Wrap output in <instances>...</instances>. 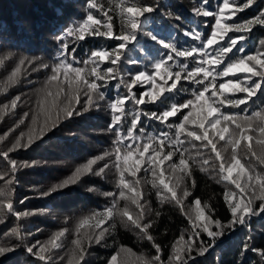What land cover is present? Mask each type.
Here are the masks:
<instances>
[{
    "label": "snow or ice",
    "instance_id": "1",
    "mask_svg": "<svg viewBox=\"0 0 264 264\" xmlns=\"http://www.w3.org/2000/svg\"><path fill=\"white\" fill-rule=\"evenodd\" d=\"M255 2L256 0H246V3L241 7L237 4V0H222L221 3L217 4L216 10L211 11L208 9V0H201L199 6L192 10L194 16L200 18L213 17L214 24L210 26L211 31L207 35L199 29V26L185 30L184 35L194 42L198 41L199 45L193 43L191 47L182 50L174 42L175 38L172 32L168 33L169 42H166L165 39L161 38L158 30L154 28L149 30L155 23V14L161 8L158 0H151V2H145V0H111V8L120 17L119 32L113 31V16L98 5L96 0H90L89 9H99L102 18L97 19L89 11L87 19L83 23L77 28L68 30L67 35H75L78 40H83L86 35H94L115 40L118 43L111 50L92 51L88 59L83 61L84 67H73L72 63L67 62L64 53V48L67 47L65 45L61 50V59L53 68L52 76L42 89L43 95L37 101L36 107L30 112H25L24 118L20 119L16 125V128L25 125L27 119L29 121L27 130L21 131L19 136L12 141L10 147L6 151L0 152V158L8 162L13 176L18 167H33L37 162L33 161L31 164L24 162L18 166L17 161L10 159V154L19 149H29L33 145L43 143L47 135L57 129L64 121L73 117H82L94 108L98 109L100 102L106 100L105 92L101 89L110 81L118 80L116 87L123 86L126 89V95H118L108 102V108L111 110V123L108 131L115 133L116 136L113 151L89 159L87 163L77 167L70 176L41 193L43 197L52 196L54 193L78 184L83 176L89 174L104 178L106 170L109 168H115L118 173L119 198L115 193H104L105 196L112 198L111 206L106 207L103 212H96L85 217L78 223L75 229L77 238L72 241L74 247L68 264H80L81 261L85 260L87 245L100 244L105 239L106 234H110L109 227L114 230L115 225L112 220L116 215H119L122 221L126 219L148 241L153 242L152 246L157 255L150 258L136 257L128 249L125 250L123 258H121L120 252L112 255L108 264H165L159 254L161 246L155 243L154 237L149 231L153 227L154 221L145 218L146 201L142 202L139 198L141 194L137 190V186L140 184V180L137 179L133 182L126 179V172L132 177H136L142 169L145 173L151 172L153 187L157 186V181L162 186L163 191L158 192V198L161 199V202L170 199L180 207L188 218L191 232L187 239H185V234H181L179 239L173 243L167 264H188L185 256L190 257L194 248L198 255H204L227 231L235 230L238 226L249 228L252 217L264 214V170L257 171V164L264 165V109L244 116H240L239 113L227 114L222 111L225 105L233 109L245 105L243 111L246 113L248 102L258 93H264V39L260 41V47L252 54L245 53L243 43L251 34L254 25L264 26V11L243 22L238 23L233 19L237 17L239 12L244 11ZM160 15L169 20L181 19V17L173 16L171 12L167 11L160 12ZM229 33L233 35H229ZM145 38L153 44L159 45L165 51L160 59L151 63V73L139 71L133 75L129 72L130 82L126 83L120 70L122 57L126 59L127 63H141L140 59L127 56L126 53L133 41L139 45L136 49L137 52L144 51L145 45L142 40ZM156 51L159 53V49ZM198 57L199 59H197ZM180 58H184L185 62L180 63ZM189 58L196 62V66L190 71L187 63ZM105 62L111 66L101 70V66ZM173 64L180 70L173 72ZM182 73H184L183 76ZM61 75L63 80H59ZM15 76L16 73H13V77ZM157 77L163 81L162 84H157ZM218 78L226 79L217 87ZM169 79L172 80L170 85H168ZM181 79L198 86L191 92L193 99L181 104L171 103L168 108L160 113L136 110L126 134L122 131L125 125V119L122 118L126 117V101H132L135 106L161 101L166 92L172 93L177 88V82ZM11 82L14 83L15 80H11ZM53 84L56 91L50 90V86ZM144 84H148L149 89L137 98L133 86ZM153 89H158V91H153ZM2 91H7V89ZM206 93H209L207 97L205 96ZM237 93L243 95L237 98ZM20 100L21 97L17 96L0 107V120L3 119L6 112L15 110ZM183 109L188 111L187 114H183L179 124L168 123L169 117H177ZM141 116L157 120L169 130L175 129L174 134L171 131L161 132L159 135L145 134L141 127L139 128V135H137L134 129L138 128ZM15 130L12 129L11 131ZM253 134L257 135L254 136ZM7 135L8 133H5V137ZM181 137L184 138L181 139ZM3 138L0 137V139ZM129 140L133 143H126ZM185 141L191 144L193 148H196L195 142L199 141L201 148L214 154L215 162H218L214 168L218 169L223 181L234 186V190H226L223 195L224 202L231 213V219L227 224L222 223L219 219H213V209L209 208L207 204L202 205L198 198L194 200L193 205H189L186 209L185 199L192 194L187 187L183 188L182 194L178 195L177 189L180 188L185 177L191 176L189 160L193 158H185V153L189 151L188 148H183ZM220 141L225 144L224 151H227L228 146L231 147V155L227 160L222 151L218 149L217 144ZM165 148L168 150L165 151ZM181 148H183L182 151ZM134 153L137 154L138 158L129 166L128 162ZM146 153L147 156H145ZM177 153L180 157L178 164L172 162V158ZM245 156L254 158L257 164L250 161L242 162ZM113 157L112 163L104 162L102 166H99V162L106 161V158L112 160ZM165 161H169L168 168L173 173H177V170L182 173V175H176L174 187L165 182L164 171L160 170V166ZM202 165L208 166L209 159H203ZM94 166L97 167L94 168ZM206 170L205 167H201V171ZM234 172H236L235 177L233 176ZM5 178L0 176V179ZM7 183L12 185L14 180H8ZM192 187H195V181L192 182ZM89 191H95V189L90 188ZM119 199H126L136 206L138 211L135 217L127 207L118 209ZM257 201H259L258 207L256 206ZM9 214L14 215L17 219L35 215V213L30 212H16L12 200L5 196L0 198V222H3V216ZM155 215L159 217L160 212L157 211ZM92 219L96 220L94 225L90 224ZM106 220L109 221V224L101 227V225H105ZM82 229L86 230L82 231ZM66 231L65 229L54 233L43 243L37 241L27 246L26 252L36 257L43 264H63L65 257H60L59 261H54L51 253L53 250L62 248L61 239L65 236ZM204 234L210 238V243L205 244L199 240ZM6 235L14 236L21 244L25 240V236L19 227ZM253 239L254 237L249 230L243 242L241 255L247 251L257 252L264 261V249L252 247L251 241ZM197 244L199 245L198 248ZM19 246V244L12 246L0 244V257L13 253Z\"/></svg>",
    "mask_w": 264,
    "mask_h": 264
},
{
    "label": "trees",
    "instance_id": "2",
    "mask_svg": "<svg viewBox=\"0 0 264 264\" xmlns=\"http://www.w3.org/2000/svg\"><path fill=\"white\" fill-rule=\"evenodd\" d=\"M145 2H151V0H145ZM158 2L161 8L155 14V23L149 30L152 28L158 30L161 38L165 39L166 42H169L168 33L172 32L175 38L174 42L182 50L191 47L193 43L199 45L198 41L194 42L184 35L185 30L199 26L205 35L210 34V26L214 24V18L196 17L192 11L199 6L201 0H158ZM221 2L222 0H208V9L216 10L217 4ZM89 3L90 0H0V107L17 96L21 97L18 107L6 112L3 119L0 120V137H4L0 139V152L6 151L11 146L12 141L19 136V133L27 130L29 123L27 119L25 125H21L19 128H16V125L20 119L24 118L25 112H30L36 107L37 101L43 95L42 89L52 76L53 68L61 59V50L65 45L67 47L64 48V53L67 62L72 63L73 67H84L83 61L88 59L92 51L111 50L118 43L115 40L94 35H86L83 40H78L75 35H67L69 29L77 28L87 19L89 11L97 19L102 18L99 9H89ZM96 3L113 16V31L119 32L121 21L118 13L111 8V0H96ZM245 3L246 0H237V4L241 7ZM163 11L171 12L173 16H179L181 19L169 20L160 15V12ZM261 11H264V0H256L252 6L239 12L237 17L233 19L238 23L243 22L259 15ZM229 35L233 34L229 33ZM262 39H264V26L254 25L251 34L243 42L245 53H254L260 47ZM142 43L145 45L144 51L137 52L136 49L139 45L133 41L126 53L127 56L140 59L141 63H127L126 59L122 57L120 70L126 83L130 82L129 72L133 75L139 71L151 73V63L160 59L165 51L146 38L142 40ZM221 43L224 42L221 41ZM156 49H159V53ZM22 61L23 63H21ZM184 62V58H180V63ZM187 63L189 71L196 66V62L191 58ZM109 66L111 65L105 62L101 66V70ZM179 70L174 64L172 65L173 72ZM13 73H16L15 77H13ZM183 75L184 73H182ZM156 79L158 85L163 83L159 77ZM224 79L226 78L217 79V87ZM11 80H15V82L12 83ZM59 80H63L62 75ZM118 82V80H112L101 89L105 92L106 100L100 102L98 109L94 108L82 117H73L64 121L57 129L47 135L43 143L33 145L29 149H19L10 154V159L17 161L18 166L24 162L31 164L33 161L37 162L35 166L18 167L13 176L8 162L0 158V176L6 177L0 179V198L6 196L7 199H11L14 208L20 213H35V215L20 219L11 214L2 217L0 244L9 246L19 244L20 246L13 253L0 257V264H43L36 257L29 255L26 252V247L37 241L43 243L54 233L65 229L67 230L65 236L61 239L62 248L53 250L51 255L54 261H59L60 257H65L63 264H68L74 247L72 241L77 238L75 229L78 223L85 217L96 212H103L106 207L111 206L112 198L105 196L104 193L112 192L119 198L118 173L115 168L106 170L104 178L90 174L85 175L78 184L61 192L54 193L49 197L41 195L43 191H47L55 183L70 176L77 167L87 163L89 159L113 151L116 136L115 133L108 131L111 123V110L108 108V102L118 95L127 94L123 86L116 87ZM171 83L172 80L169 79L168 85ZM197 87L190 81L181 79L177 82V88L172 93L166 92L161 101L139 106H135L132 101H126V117L122 118L125 119V125L122 131L126 134L127 128L131 125L134 111L160 113L168 108L171 103L181 104L193 99L191 92ZM5 88L7 91H2ZM148 89V84L133 86L137 98L141 93L147 92ZM50 90L56 91L54 84L50 86ZM153 91H158V89H153ZM261 94V96L257 95L248 102L246 113L243 111L245 105H241L237 109L225 105L222 111L227 114L239 113L240 116L251 115L254 111L264 109V93ZM208 95L209 93L205 94L206 97ZM242 95L237 93L236 97L239 98ZM187 111V109H183L177 117H169L168 123L179 124L183 114H187ZM141 127L145 134L159 135L161 132L171 131L172 134L175 132V129L169 130L159 121L145 116H141L138 128L134 129L137 135H139V128ZM12 129L16 130L11 131ZM5 133H8L7 137H5ZM183 138L181 137V139ZM126 143H133V141L129 140ZM195 143L196 148H193L187 141L183 145V148L189 150L185 153V158L192 157L193 159L189 160L191 176L185 177L184 182L177 189L178 195L182 194V189L187 187L192 194L185 199L186 209L189 205H193L194 200L198 198L202 205L207 204L209 208L213 209V219H219L222 223L227 224L231 219V213L224 202L223 195L226 190H234V186L223 181L218 169L214 168V165L218 164L215 162L214 154L201 148L199 141ZM217 146L227 160L231 155V147L228 146L227 151H224L225 144L222 141L218 142ZM167 150L165 148V151ZM147 155L146 153L145 156ZM136 158H138L137 154L134 153L128 162L129 166ZM179 158V153H177L172 158V162L178 164ZM203 159H209L208 166L202 165ZM112 161H114V157L112 160L106 158V161L99 162V166H102L104 162L112 163ZM249 161L257 164L254 158L247 156L242 160L245 163ZM168 164L169 161H165L160 166V170L164 171L165 182L174 187L176 175H182V173H179L178 170L177 173H173L168 168ZM201 167H205L207 170L201 171ZM260 170H264V165L257 164V171ZM233 176H236V172L233 173ZM125 178L133 182L137 179L140 180L137 190L141 194L139 197L141 201H146L145 218L154 221V225L149 231L154 237L155 243L161 246L159 254L167 264L173 243L179 239L181 234H185V239H187L191 232L188 218L180 207L170 199L161 202V199L158 198V192L163 191L162 186L157 181V186L153 187L151 172L145 173L142 169L136 177H132L126 172ZM8 180H14V183L8 185ZM193 181H195V187H192ZM90 188L95 189V191H89ZM168 195L170 196V194ZM258 204L259 201L256 202L257 207ZM125 207L134 217L136 216L138 211L136 206L126 199H119L118 209ZM157 211L160 212L159 217L155 215ZM95 223V219L90 220L91 225ZM112 223L115 225L114 230L109 227L110 234H106L105 239L100 244L87 245L85 260L81 261L80 264H108L112 255L120 252L121 258H123L125 250L128 249L136 257L150 258L157 255L152 246L153 242L148 241L126 219L122 221L120 216L116 215ZM108 224L109 221L106 220L105 225H101V227ZM17 227L21 228L25 236L23 244L14 236L6 235ZM85 230L82 229V231ZM213 230H216L214 226ZM249 230L254 237L251 241L252 247L264 249V214H261L251 218L249 228L238 226L235 230L227 231L204 255H198L194 248L190 257L186 255L185 259L188 260V264H264L257 252L247 251L241 255L243 242ZM199 240L205 244L210 243V238L206 234L202 235ZM198 246L197 244V248Z\"/></svg>",
    "mask_w": 264,
    "mask_h": 264
},
{
    "label": "rangeland",
    "instance_id": "3",
    "mask_svg": "<svg viewBox=\"0 0 264 264\" xmlns=\"http://www.w3.org/2000/svg\"><path fill=\"white\" fill-rule=\"evenodd\" d=\"M261 95H262L261 93H258V96H261ZM260 98H261V97H260ZM260 98H259V99H260ZM15 211L18 212L16 209H15Z\"/></svg>",
    "mask_w": 264,
    "mask_h": 264
}]
</instances>
